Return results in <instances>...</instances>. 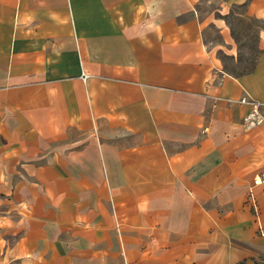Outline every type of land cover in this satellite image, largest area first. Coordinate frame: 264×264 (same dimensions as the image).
<instances>
[{
  "label": "crops",
  "instance_id": "0c3cea01",
  "mask_svg": "<svg viewBox=\"0 0 264 264\" xmlns=\"http://www.w3.org/2000/svg\"><path fill=\"white\" fill-rule=\"evenodd\" d=\"M252 102L264 0H0V264H264Z\"/></svg>",
  "mask_w": 264,
  "mask_h": 264
},
{
  "label": "rangeland",
  "instance_id": "374dc122",
  "mask_svg": "<svg viewBox=\"0 0 264 264\" xmlns=\"http://www.w3.org/2000/svg\"><path fill=\"white\" fill-rule=\"evenodd\" d=\"M239 17V16H237ZM241 17V16H240ZM234 22V21H233ZM254 22L234 23L236 28V39L239 45L238 54L230 59H225V68L234 73L244 71L249 68L255 57L254 49Z\"/></svg>",
  "mask_w": 264,
  "mask_h": 264
},
{
  "label": "built area",
  "instance_id": "2783aa9c",
  "mask_svg": "<svg viewBox=\"0 0 264 264\" xmlns=\"http://www.w3.org/2000/svg\"><path fill=\"white\" fill-rule=\"evenodd\" d=\"M241 101L247 102V99L245 97H242ZM263 121H264V116L260 112L258 104L255 102H252V108L247 113H245L243 116V124L245 126H251V125L261 123ZM261 181H264V172L254 177V182L259 183Z\"/></svg>",
  "mask_w": 264,
  "mask_h": 264
}]
</instances>
